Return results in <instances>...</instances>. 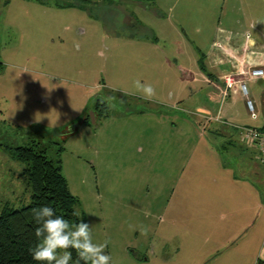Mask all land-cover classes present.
I'll use <instances>...</instances> for the list:
<instances>
[{
	"label": "rangeland",
	"instance_id": "rangeland-1",
	"mask_svg": "<svg viewBox=\"0 0 264 264\" xmlns=\"http://www.w3.org/2000/svg\"><path fill=\"white\" fill-rule=\"evenodd\" d=\"M232 7L234 11L235 2L231 0H0V110L6 113L5 119L12 117L14 122L0 116V213L4 202L9 200L12 207H18L29 197L25 165L11 157L12 151L38 143L39 150L54 156L51 149L56 151L57 146L53 143L59 142L56 132L77 129L82 117L60 127L57 124L85 106L90 127L77 129L69 142L67 137L63 143L62 174L76 201L79 220L90 225L94 243L107 242L105 252L111 256V264H250L258 241L249 244L245 260L234 255L232 246L251 235L257 220L264 232V212H256L253 225L251 222L235 237L236 244L224 245L217 214H222L224 223H234L235 209L209 211L207 203L196 205L195 201L205 198L203 188L207 196V176L218 184L225 183V191H234L230 175L212 176L197 158L191 165L198 166L204 178L187 177L188 159L192 153L201 156L203 140L214 142L216 149L221 144L219 137H212L201 127L187 128L191 126L187 120L195 121L193 111L204 99L205 86L197 85L200 89L195 92V85L187 78L183 84L174 81L181 66L186 67V59L180 56L177 62L171 61L172 73L168 75L159 63L147 67L151 73L144 84L152 85L155 95L143 99L135 86V71L128 74L131 68H119L120 64L112 60L114 35L131 34L155 42L165 52L176 45L186 52L192 42L203 49L193 36L174 34L169 25H176L178 13L192 15L197 11L209 15V24L216 23L224 14L228 16ZM202 53L198 52V57ZM121 69L128 80L116 71ZM180 86L184 91L177 102ZM96 100L98 111L107 106V116L100 120L95 117ZM170 105L177 111L169 112ZM149 109L163 114L138 113ZM27 123L30 128H26ZM134 127L149 130H129ZM118 128L124 131L118 132ZM117 133L119 143L113 144ZM159 133L183 138L182 164L177 166V155L171 148L163 160L159 140L153 142ZM233 152L221 150L228 164L239 166L242 162L247 167L241 157L226 159L236 157ZM182 169L184 173L179 176ZM179 180L185 183L184 194L171 198L172 187ZM261 181L264 185V178ZM171 203L183 208L174 222L165 217Z\"/></svg>",
	"mask_w": 264,
	"mask_h": 264
},
{
	"label": "crops",
	"instance_id": "crops-1",
	"mask_svg": "<svg viewBox=\"0 0 264 264\" xmlns=\"http://www.w3.org/2000/svg\"><path fill=\"white\" fill-rule=\"evenodd\" d=\"M232 1L235 2L236 6L234 11L238 13H233L232 7L228 16L224 14L223 20L220 18L216 23H210L212 30H209L210 24L207 22V20H210L209 15L205 13L200 14L199 11L192 13V15L178 13V16L176 15V25H169V28L174 34H183L190 36V38L193 36V40L200 44L203 49H200L197 44L191 41L192 46H187L186 52L179 45L165 52L155 42L138 39L134 35L129 34L128 36L124 35L122 37L114 35L112 54L114 64H120L119 68L126 67L127 69L125 70L127 71L130 70L128 68H131L133 71L127 73L132 74L135 71L133 75L135 76V81L138 80L141 84L146 82L147 75L151 73L150 68H147L148 66L152 67L154 64L159 63L161 69L165 71V75H168V72L172 73L173 65L171 61L177 62L181 59L180 56H182L187 61L185 64L186 67L184 65L181 66L182 68L179 69V74L173 77L174 81L183 84L184 79L187 78V80L192 81L195 85V92H198V89H200L197 85L203 84L205 86L204 99L201 98V103H196V110L193 111V115H196L195 117L197 119L195 118V121L191 122L187 120L191 125L189 126L187 124V128L195 129L196 127H201L207 130L212 137H219L221 143L219 148L227 153L230 152V149H233L234 152L232 155L233 157L236 156L234 158L226 157V159L238 160L237 157H241L245 159L243 163L247 164V167H244L242 162L238 163L239 166L231 165V163L228 164L221 150L219 148L216 149L217 146H214V142H208L206 140H203L200 144V146L205 147L203 148L201 156H196L192 153L190 159H188L190 160V168L187 171L188 179L205 176L204 173L198 171V166L192 167L191 165L193 159L196 160L197 158L203 162L212 176H222L223 178V173L227 172L231 177L230 183L235 188L234 191L232 188V190L225 191V183L218 184L217 180L211 176H207V182L205 184H207L206 186L208 187V193L210 192V195L207 193L206 196L205 191L207 189L203 188L201 194H204L205 198L201 201L196 198L195 201L196 205L200 204V202L202 204L207 203L209 211L235 209L236 212L234 213L236 214L232 216L234 223H230L229 221L228 224L227 222L224 223L222 214H217V220L220 223L218 230L224 234V245L236 244L237 240H235V237L241 233L242 228L251 224L255 214L258 217L256 212L259 211V215L261 212H264V185L261 181L264 178V160L261 161L258 158V151L255 148L248 147L242 141L241 133L244 128L264 129V76L254 79L249 78V72L253 68L264 71V0ZM186 2L199 3L201 0H186ZM101 33L103 34V31ZM201 50L204 53L201 54L202 57H198V52H201ZM137 68H140V70ZM116 71L121 73L123 80L126 81L129 79H127L129 76H125L126 74L123 72V69ZM167 78L165 77L164 80H167ZM191 78L192 80H190ZM148 80L151 83H155L151 81V78ZM229 81L234 82L236 87L228 90L227 95L223 96L226 83ZM238 82L246 84L247 98L252 102V112H249L245 105V98L238 90ZM179 89L175 97L177 102L181 101L184 87L180 86ZM170 98H173L172 93H170ZM84 107L75 111L72 117L61 123V125L57 124V126L60 127L64 124H70L74 120L82 117L84 115ZM17 108L21 109V107ZM175 108V105L167 106L169 112L172 111V113L177 111ZM138 113L163 114L162 112H155L150 109L143 112L139 111ZM0 116L5 119L6 113L0 110ZM5 120L7 121L8 119ZM8 121L14 123L12 117ZM29 124L27 123L25 125L28 126L26 128L31 127ZM82 127L83 129H89L90 126L82 124L77 129H81ZM129 130L145 133L149 129L144 127L138 130V128L134 127ZM121 131L124 130L118 128V132ZM170 132L172 133L171 130ZM170 132L169 134L171 135ZM170 135L162 136L159 133L157 138H152L155 143L157 139L159 140V145L163 150V160L167 158L166 150L171 148L172 154L177 155L175 162H177L178 166L184 160L183 146L185 141L181 137L178 139L176 137H170ZM119 136L120 134L117 133L116 137L112 138L113 144L119 143ZM104 152L108 154V151ZM200 152H202L201 149ZM236 167L241 170L240 174H237L238 170ZM183 173L184 170L182 169L179 176L183 175ZM166 176L167 174H165ZM180 181H176L175 186L172 187L171 198L173 196H180L181 198L184 194L185 183ZM206 199L207 202H205ZM6 203H9V200L4 202V204ZM168 205L165 209L167 213L165 217L169 221L174 222L178 214H182L183 208L179 203L176 205L174 203H171L170 206ZM232 205L234 206L232 207ZM242 216L243 219L241 218ZM222 222L225 226L223 225L220 228ZM251 229V235L248 238L242 242L238 241L239 244L237 246H232L233 253L234 255L239 254V258L245 260L247 258L246 251L249 244L253 240H257L259 247L252 255L250 264H264V260L258 258L260 254H264V251H262L264 250V232L261 222L258 224L257 220V224ZM245 264L247 263L245 262Z\"/></svg>",
	"mask_w": 264,
	"mask_h": 264
},
{
	"label": "trees",
	"instance_id": "trees-1",
	"mask_svg": "<svg viewBox=\"0 0 264 264\" xmlns=\"http://www.w3.org/2000/svg\"><path fill=\"white\" fill-rule=\"evenodd\" d=\"M106 1L109 2V0ZM80 3L89 4V2ZM75 5L80 6V4ZM2 67L0 62V72ZM98 106L99 100H96L95 117L100 120L107 116V106H102L99 111ZM89 123V116L84 114L77 124L89 125ZM75 129L56 132L59 142L53 143L57 146L56 151L51 149L54 156L50 157L45 149L39 150L38 143H29L12 151L11 157L25 165L23 174L27 177L30 188L27 203L20 204L18 207H12L6 203L0 213V264H40L32 259L30 253V249L37 242L32 209L49 206L54 209L56 215L63 216L70 224L80 222L78 216L74 215L76 201L68 191L61 173L60 160V154L64 150L63 143L75 132ZM69 251L72 253L73 261H76L75 250L69 249ZM79 264H83V261Z\"/></svg>",
	"mask_w": 264,
	"mask_h": 264
},
{
	"label": "clouds",
	"instance_id": "clouds-1",
	"mask_svg": "<svg viewBox=\"0 0 264 264\" xmlns=\"http://www.w3.org/2000/svg\"><path fill=\"white\" fill-rule=\"evenodd\" d=\"M135 86L140 90L143 99H151L155 89L150 84H140L137 80ZM78 215V213H74ZM32 216L36 227L34 229L37 242L30 249L34 261L46 264H111V256L105 252L107 242L94 243L90 225L83 220L70 224L63 216L56 215L49 206L32 209ZM69 249L75 250L77 260L73 261ZM264 251V250H262ZM264 260V254L258 257Z\"/></svg>",
	"mask_w": 264,
	"mask_h": 264
},
{
	"label": "built area",
	"instance_id": "built-area-1",
	"mask_svg": "<svg viewBox=\"0 0 264 264\" xmlns=\"http://www.w3.org/2000/svg\"><path fill=\"white\" fill-rule=\"evenodd\" d=\"M264 76V71L261 69L253 68L249 72V78L254 79L258 77ZM236 84L234 82L229 81L226 83L225 91L223 92V96L227 95V91L235 88ZM238 90L245 98V105L249 112H252V102L247 98V89L246 84L242 82H238ZM242 133V141L250 148H255L258 151V158L263 161L264 160V129H254V128H244L241 131Z\"/></svg>",
	"mask_w": 264,
	"mask_h": 264
}]
</instances>
